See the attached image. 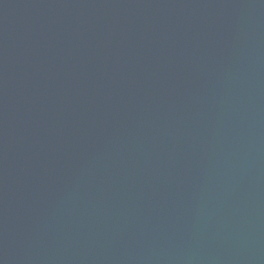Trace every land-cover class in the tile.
Masks as SVG:
<instances>
[{"label": "water", "instance_id": "95a60500", "mask_svg": "<svg viewBox=\"0 0 264 264\" xmlns=\"http://www.w3.org/2000/svg\"><path fill=\"white\" fill-rule=\"evenodd\" d=\"M0 264H264V0H0Z\"/></svg>", "mask_w": 264, "mask_h": 264}]
</instances>
